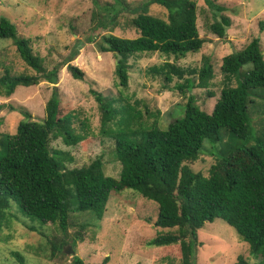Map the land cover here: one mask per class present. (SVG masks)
<instances>
[{
	"label": "trees",
	"instance_id": "obj_1",
	"mask_svg": "<svg viewBox=\"0 0 264 264\" xmlns=\"http://www.w3.org/2000/svg\"><path fill=\"white\" fill-rule=\"evenodd\" d=\"M205 1L212 11L225 10L215 0ZM116 4L111 8L105 4L100 8L103 14L100 9L94 10L91 19L93 30H109L95 44L99 52L113 53L114 72L122 88L128 86L131 57L159 53L177 59L198 52L205 42L198 31L195 0H145L132 6L116 0ZM153 4L165 9L164 17L150 12ZM120 14L125 17L123 24ZM230 24V17L220 14L208 28L222 38ZM119 25L134 28L136 36L111 33ZM259 27L264 28V21L259 22ZM0 37L13 39L18 58L27 68L16 72L3 67L0 95L9 97L19 85L57 83L59 66L46 67L43 57L33 51L30 39L18 37L15 25L4 17H0ZM67 70L75 79L84 76L74 64H67ZM220 71L223 86L212 111H204L193 95H187L183 115L163 128L156 123L144 124L140 120L142 113L134 106L119 107L110 89L107 94L92 90L102 132L115 141L114 153L121 165L118 177L105 174L101 156L85 165L69 167L74 161L71 152L49 146L52 138L73 146L89 136L83 122L82 128L76 125L73 109L61 104L56 86L45 103L42 119L33 118L23 105L8 104L26 119L18 122L15 132L0 138V232L10 200L42 228L50 223L66 232L72 213L89 211L96 222L100 221L111 191L131 188L157 203L154 225L168 229L158 231L147 245L177 244L180 264H196L197 247L201 245L198 229L215 218L223 219L248 244L253 264H264V123L256 133L249 125L251 107L257 99H264V55L259 36L224 55ZM148 72L160 76L163 87L176 77L174 87L184 95L193 87L206 89L208 97L215 95L209 90L215 75L209 56L203 55L198 67H183L165 59L149 66ZM4 105L0 103V109ZM128 110L131 121L139 119L135 120V129L116 134L107 130L113 121L121 125L116 117L120 111ZM207 142L214 144L210 153L215 161L204 175L193 171L189 163L206 150ZM27 228L45 235L33 224ZM54 239L49 240L51 255L62 252L66 243ZM13 254L23 261L19 252ZM72 262L84 264L77 255L72 256ZM234 264L249 263L239 254Z\"/></svg>",
	"mask_w": 264,
	"mask_h": 264
},
{
	"label": "rangeland",
	"instance_id": "obj_2",
	"mask_svg": "<svg viewBox=\"0 0 264 264\" xmlns=\"http://www.w3.org/2000/svg\"><path fill=\"white\" fill-rule=\"evenodd\" d=\"M123 1L132 6L145 0ZM195 1L199 35L205 39L201 49L177 59L159 53H143L131 57L127 88H122L117 83L113 53L99 52L95 44L99 36L109 30L92 29L93 11L107 3V8H111L112 5H117L116 0L0 1V17L15 25L17 36L30 39L33 51L43 57L46 67L59 66L57 83L40 81L37 85H19L9 97L0 95V103L6 104L0 109V138L15 132L18 122L26 119L21 111L12 110L9 106L23 105L33 118L42 119L45 115V103L53 86H56L61 104L73 109L77 116L76 125L82 128L83 122L88 128L84 131L89 136L73 146L65 145L60 138H52L49 146L71 152L74 161L69 167L85 165L101 156L105 174L118 177L121 165L114 153L115 141L102 132L100 113L92 90L107 94L110 89V95L116 99L117 105L122 108L136 107L142 113L140 120L146 125L156 123L163 128L174 118H179L183 115L187 95H193L196 104L210 113L223 86L220 71L222 57L241 48L253 36H259L264 55V28L260 30L259 27V22L264 21V0H215L225 7L222 12L213 9L216 14L209 9L205 0ZM149 8L151 13L161 17L166 14L160 5L153 4ZM100 11L104 13L102 9ZM220 14L231 19L222 38L208 28V24L214 18H219ZM119 20L122 24L125 22L123 14H120ZM111 33L123 37L136 36L134 28L120 25L113 28ZM203 55L210 57L214 68L213 84L209 87L215 94L213 97H208L206 89L200 87L186 89L187 93L184 95L174 87L178 82L176 77L168 87H163L160 76H153L148 72L149 66L160 64L165 59L174 60L183 67H198ZM69 63L83 70L82 79L72 77L67 70ZM3 67H10L16 72L27 70L18 58L12 38L0 37V72ZM128 112L130 110L120 111L116 120L121 125L118 126L113 121L107 130L116 134L135 129L139 119L135 118L137 122L134 119L131 121ZM263 123L264 99H257V104L251 107L249 122L253 133ZM213 146L211 142L205 143L206 150L194 162L189 163L193 171L208 174L215 161L214 155L210 153ZM157 212V203L141 196L136 190H113L100 221L96 222L89 211L74 212L70 216L66 232H62L56 224L48 223L42 228L36 219L25 215L16 202L10 200L0 232V264H73L72 256L75 255L84 264H180L177 244L157 247L146 243L158 231L168 230L154 225ZM30 224L42 228L46 236L30 231L27 228ZM54 238L66 243L62 252L56 251L51 255L49 240ZM198 238L201 245L197 247L196 264H234L239 254L249 264L254 263L248 244L221 218L205 222L198 229ZM68 246L74 254L64 251ZM13 252H19L23 261H19Z\"/></svg>",
	"mask_w": 264,
	"mask_h": 264
},
{
	"label": "water",
	"instance_id": "obj_3",
	"mask_svg": "<svg viewBox=\"0 0 264 264\" xmlns=\"http://www.w3.org/2000/svg\"><path fill=\"white\" fill-rule=\"evenodd\" d=\"M119 57H120V55L118 56V58H119ZM64 251H65L66 253L74 254V251L71 249L70 246H68L67 249H64Z\"/></svg>",
	"mask_w": 264,
	"mask_h": 264
}]
</instances>
